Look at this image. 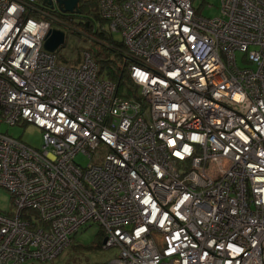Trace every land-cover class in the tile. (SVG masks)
<instances>
[{"label": "built area", "instance_id": "built-area-1", "mask_svg": "<svg viewBox=\"0 0 264 264\" xmlns=\"http://www.w3.org/2000/svg\"><path fill=\"white\" fill-rule=\"evenodd\" d=\"M98 6L130 92L90 51L62 64L43 48L46 5L0 0V121L42 133L34 148L0 132V264L51 260L93 223L107 264H264V0L213 18L191 0Z\"/></svg>", "mask_w": 264, "mask_h": 264}, {"label": "rangeland", "instance_id": "rangeland-1", "mask_svg": "<svg viewBox=\"0 0 264 264\" xmlns=\"http://www.w3.org/2000/svg\"><path fill=\"white\" fill-rule=\"evenodd\" d=\"M192 7L196 10L197 14L205 18H213L219 15L220 0H191ZM50 17L54 20L52 27L64 28L67 18L59 15L56 11H47ZM101 27L108 30V22L104 21ZM111 36L114 41H122L121 34L112 32ZM100 45L92 41L89 37L83 34H72L65 32V42L55 52L56 60L62 64H76L85 50L90 51L92 54L99 50ZM77 51L80 52L79 60H76ZM104 57L103 53L99 54ZM109 58L121 63V59L114 56L112 53ZM240 65H243L241 56L237 55ZM0 132L5 133L13 138L19 139L22 142L34 148H40L42 145V133L39 128L31 123L25 125H8L0 121ZM108 153L106 148L100 147L95 152L91 162L92 164H101L104 156ZM76 162L82 167L89 163L88 158L77 155ZM0 210L12 214L14 211L13 201L10 194L2 187H0ZM103 240L101 229L96 224H87L82 226L78 232L73 236L71 244L64 249L57 257L48 261L28 260L21 264H107L117 252L116 249H103L99 243Z\"/></svg>", "mask_w": 264, "mask_h": 264}, {"label": "trees", "instance_id": "trees-1", "mask_svg": "<svg viewBox=\"0 0 264 264\" xmlns=\"http://www.w3.org/2000/svg\"><path fill=\"white\" fill-rule=\"evenodd\" d=\"M37 2L41 4L42 0H37ZM46 9L47 11L51 10L48 6H46ZM78 9V14H59L66 17L68 20L65 22L62 30L72 34L86 35L92 41L99 44V50L92 54L94 61L98 65L99 73L115 82L118 86V90L126 88L128 91H131L129 86L130 80L127 73L128 62L125 60L123 42L114 41L111 32L101 27V24L107 21V19L100 15L98 0H79ZM100 53H103L104 57H100ZM112 53L115 57L121 59V63L109 58ZM80 55V52L77 51L75 62L79 60ZM99 246L102 248V242L99 243Z\"/></svg>", "mask_w": 264, "mask_h": 264}, {"label": "water", "instance_id": "water-1", "mask_svg": "<svg viewBox=\"0 0 264 264\" xmlns=\"http://www.w3.org/2000/svg\"><path fill=\"white\" fill-rule=\"evenodd\" d=\"M78 2L79 0H42V3L51 9L53 4L56 3L58 10L62 13L78 14ZM65 42L64 30L56 27L50 28L44 42L43 48L48 52H55ZM105 239L103 240V242Z\"/></svg>", "mask_w": 264, "mask_h": 264}, {"label": "flooded vegetation", "instance_id": "flooded-vegetation-1", "mask_svg": "<svg viewBox=\"0 0 264 264\" xmlns=\"http://www.w3.org/2000/svg\"><path fill=\"white\" fill-rule=\"evenodd\" d=\"M53 10H56L57 13H59V14H64V15H69V14H70V13H62V12H60V11L58 10V7H57V4H56V3L53 4Z\"/></svg>", "mask_w": 264, "mask_h": 264}]
</instances>
